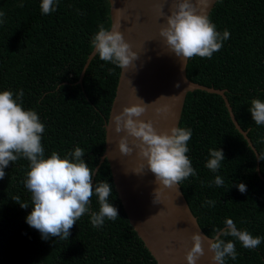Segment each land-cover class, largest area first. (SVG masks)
<instances>
[{"label": "trees", "instance_id": "obj_1", "mask_svg": "<svg viewBox=\"0 0 264 264\" xmlns=\"http://www.w3.org/2000/svg\"><path fill=\"white\" fill-rule=\"evenodd\" d=\"M0 90L23 89V105L45 124L41 143L47 157L63 156L79 145L83 159L95 172L104 152V125L115 95L120 67L92 52L90 40L99 25L110 29L107 0H59L55 12L42 15L39 0H0ZM218 31L230 37L211 58L193 56L186 65L189 81L224 92L238 126L230 120L217 94L195 90L186 94L179 125L192 129L189 156L196 175L179 184L185 201L206 236L230 217L238 228L264 237V125L257 126L247 109L252 99L264 100V0H218L209 14ZM209 148H222L225 160L213 173L204 164ZM28 161L10 162L0 179V264H156L129 224L117 197L109 165L104 160L93 183L112 185L109 201L118 209L115 220L93 227L89 214L70 229L68 239L42 240L25 223L31 211L23 179ZM224 183L210 182L215 175ZM243 182L241 193L236 184ZM205 200L214 207L202 206ZM19 204H28L23 209ZM97 198L90 209L98 210ZM226 239H232L227 237ZM235 260L226 264H264V241L246 249L236 243Z\"/></svg>", "mask_w": 264, "mask_h": 264}, {"label": "clouds", "instance_id": "obj_2", "mask_svg": "<svg viewBox=\"0 0 264 264\" xmlns=\"http://www.w3.org/2000/svg\"><path fill=\"white\" fill-rule=\"evenodd\" d=\"M58 3L59 0H39L41 14L55 12ZM20 6H23V0H20ZM3 15L0 12V23L4 22ZM165 19L159 35L181 61L193 56L211 58L230 37L227 29L218 31L207 15L198 13L192 0H177L175 9ZM119 28V21L110 29L99 25L90 46L101 60L123 69L137 59V53L131 50ZM23 96L22 88L0 90V179L4 178L10 162L20 158L28 161L23 184L30 193L31 211L25 216V223L47 241L53 237L68 239L70 229L84 214H89L93 227H102L105 219L115 220L118 209L109 201L112 185L106 181L93 183L95 172L83 159L85 152L79 145L63 156L53 151L46 157L41 143L45 124L34 109L24 107ZM145 111L144 102L133 104L124 107L110 121L117 134L125 133L118 141L119 152L128 155L135 149L142 161L133 172L142 174L146 169L154 175L156 184L165 187L177 186L182 180L195 176L196 169L187 155L192 129L174 126L158 132L152 120L140 119ZM247 111L257 126L264 125V100L252 99ZM161 113L166 114L165 110H158L157 114ZM129 137L132 138L131 146ZM256 158L264 161V153L258 152ZM224 160L222 148H209L204 166L217 173ZM223 183L222 176L217 174L210 186ZM236 188L241 193L247 190L243 182L237 183ZM93 195L99 205L96 211L90 209ZM19 205L23 209L29 208L28 204ZM202 206L214 207L215 201L205 200ZM207 238L208 249L213 253L211 260L215 264H226V258L235 260L237 242L243 248L254 249L264 241V237L253 236L247 229L238 228L230 217H225L223 226L212 229ZM191 241L192 246L185 254L186 264H196L204 252L199 233H194Z\"/></svg>", "mask_w": 264, "mask_h": 264}, {"label": "water", "instance_id": "obj_3", "mask_svg": "<svg viewBox=\"0 0 264 264\" xmlns=\"http://www.w3.org/2000/svg\"><path fill=\"white\" fill-rule=\"evenodd\" d=\"M111 27L119 21V31L137 59L120 68L115 95L104 125V152L99 165L106 160L117 197L129 224L156 264H186L185 254L191 248V236H202L203 255L196 264H215L208 249L209 240L192 215L179 185L165 187L156 184L154 175L146 169L142 174L133 172L142 161L134 149L128 155L118 150L117 134L111 118L124 107L145 103L142 120H152L160 131L179 125L186 94L195 90L222 97L235 129L255 152L246 133L238 126L224 92L192 83L186 77V61H181L165 45L159 35L166 16L175 9L177 0H107ZM218 0H192L198 13L209 16ZM110 27V28H111ZM94 51L88 55L83 72ZM143 101H141L140 99ZM158 110L165 113L157 114ZM132 138L129 137L131 146ZM158 191H155L158 188ZM154 193V195H153Z\"/></svg>", "mask_w": 264, "mask_h": 264}]
</instances>
